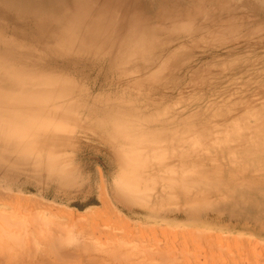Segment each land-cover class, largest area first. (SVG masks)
Here are the masks:
<instances>
[{
  "label": "rangeland",
  "instance_id": "1",
  "mask_svg": "<svg viewBox=\"0 0 264 264\" xmlns=\"http://www.w3.org/2000/svg\"><path fill=\"white\" fill-rule=\"evenodd\" d=\"M71 2L0 0V133L21 147L0 164L77 199L1 193L143 235L153 264H264V0ZM130 171L136 200L117 188ZM0 225L6 262L26 240Z\"/></svg>",
  "mask_w": 264,
  "mask_h": 264
},
{
  "label": "bare ground",
  "instance_id": "2",
  "mask_svg": "<svg viewBox=\"0 0 264 264\" xmlns=\"http://www.w3.org/2000/svg\"><path fill=\"white\" fill-rule=\"evenodd\" d=\"M93 1H94V4L96 5V7L97 6L102 7L107 2H109V0H93ZM86 2H87V6L89 7L90 2H88V0H72L71 4L74 7V10L76 8L84 9ZM77 13L78 14L72 18V20H71L72 22H74V21L76 22V21H78V19H80L82 17L81 11H77ZM81 21H82V19H81ZM68 31H69V29L62 30L59 33V35H56V37L52 40L58 41V44H61V43L66 44L67 42H65V41L66 40L69 41V39H67L68 38V35H67ZM40 41H42V40H40ZM56 41H55V43H57ZM30 44H32V43H30ZM61 46H63V45H60V47L58 45L57 47L63 49V47H61ZM57 47H54V48H57ZM23 50H25V49H23ZM26 51H27V49H26ZM54 51L57 53L59 50L57 49ZM65 51L66 50L64 48V52ZM59 52L62 54L61 51H59ZM22 53H24V52H22ZM66 53H67V51H66ZM12 55H14V54H12ZM26 56H28V54ZM28 57L30 58L31 56H28ZM38 57H36V58H38ZM34 59L35 58H33V60ZM30 60H32V59L30 58ZM19 82H21V80ZM35 112H37V111H35ZM16 113H18V112H16ZM33 124H34V122H33ZM2 129H4V128H2ZM0 131H2V130L0 129ZM10 131H11V129H10ZM48 132H46V133H48ZM7 133H9V131ZM49 133L47 135H49ZM30 134H32V133H30ZM1 136H2V134L0 133V144L1 143L4 144L5 147L6 146L8 148L13 147L12 149H14V147L16 146L15 145L16 142H17V144H19L18 146H20V143H18L19 140H16V142H15V140H13L14 141L13 142L11 140V137L9 138V136H6L9 139H5L4 138L5 135L3 137H1ZM32 137H33V135H32ZM29 138H30L29 142H31L30 141L31 137H29ZM33 138H34V140L36 139L35 136ZM34 140H32V141H34ZM20 142H21V146L22 145L26 146V145H24L25 144L24 140H23L24 144L22 143V141H20ZM29 142L27 141L26 144H28ZM4 146L2 145V147H4ZM16 148H17V146H16ZM18 148H21V147H18ZM49 153L50 152L48 151V154ZM54 153L56 155H58L57 154L58 152L54 151ZM37 155H36V161H38L39 158L41 161V157H39V155L38 156ZM45 155H47V154H43V155L40 154V156H44L43 157L44 159L47 157V156L45 157ZM54 156L51 155L52 158H54ZM37 157H38V160H37ZM51 157H48V158L51 159ZM57 157L58 156H55V158H57ZM32 158H30V159H32ZM34 158L32 160H34ZM48 158H46V159H48ZM24 159H25V157H24ZM54 159H52V160H54ZM25 160L27 162H29L27 160V158ZM32 160H30V164H31ZM21 161H20V163H21ZM18 162L19 161H17L16 163H18ZM22 162L25 164L24 161H22ZM143 164L145 165V163H142L141 167H138V163H137V167L142 169ZM13 169H15V168H13ZM40 169H42V168H40ZM32 170H33V168H32ZM35 170L36 169H34V171ZM15 171L16 170L8 169L7 165H6V167H4V164H3V166H1V164H0V185L3 186L4 189H7V190L13 189L16 191H34L35 193L42 195L44 197L46 195L49 198L54 196L55 198H58V199L64 198L67 201L69 200V202L77 199L74 197L73 193H51V192H49L48 189H45L38 184L32 183L27 178L19 176L18 174L16 175ZM44 171H45V169H44ZM30 172L32 173V171H30ZM35 172H37V171H35ZM143 172H145V171H143ZM26 173L29 174V172H26ZM44 173H46V172H44ZM126 173H124V175H122L120 182L117 185L118 191H120L122 194L126 195L127 197H130V198L136 200L135 198L137 196V193H139L138 182H139L140 178H138L137 175L134 174L132 171H130V174H128V173L126 174ZM20 174H21V172H20ZM71 174H73V173H71ZM122 174H123V171H122ZM40 176H42V175H40ZM45 176H43V178ZM51 176H54V175H51ZM58 178H59V175H58ZM61 178L59 180H57V178H56V180L60 181V180H62ZM30 179H32V178H30ZM44 180H45V178H44ZM52 180H53V177H52ZM115 187H116V185H115ZM105 191H106V189H105ZM4 192L5 191H3V193H1V190H0V202L5 207V209H3V211H0V217L2 216L3 219L6 221L5 231H7L6 234L10 238L9 242L11 241V243L12 242L16 243V241H17V243L18 242L20 243V242H24L23 240H26V242H24V243L26 244L27 249L25 250V252L21 256L14 257L13 259H8L6 262L3 261V258L6 259V257H0V264H153V258L151 256L152 254L150 252L149 242H148L147 238H145L143 235L141 236V240L138 239L139 237L137 238V236H133L129 240H124L116 231L107 229L106 227L102 226L100 221L93 217V213H90V214L88 213L87 216L85 215L86 218H84V219L76 218V217L74 218L73 215H70V213L67 211H64V209L62 210L61 208H59V207H57L51 203L43 202L41 200V198H40V200H38V198L34 197L33 195H32L33 197L32 196L31 197H29V196L19 197V196H15L13 194H7L8 192H5V193ZM100 195H101V197H100L101 202H103L104 204H108L110 206L109 208H111V205L109 204L110 201H109V199H107L106 193L103 192L102 194L100 193ZM90 199H91V197H90ZM90 199H88V200H90ZM7 207L9 208V210L7 209ZM75 226L77 227L76 231H74ZM19 228L22 229L21 233L20 232L17 233V230ZM1 229H2V226L0 225V230ZM14 240H16V241H14Z\"/></svg>",
  "mask_w": 264,
  "mask_h": 264
}]
</instances>
